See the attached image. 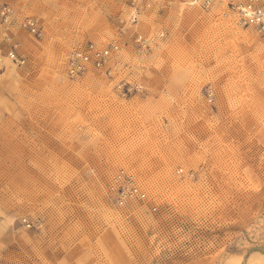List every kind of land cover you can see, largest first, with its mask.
<instances>
[{"label": "rangeland", "instance_id": "rangeland-1", "mask_svg": "<svg viewBox=\"0 0 264 264\" xmlns=\"http://www.w3.org/2000/svg\"><path fill=\"white\" fill-rule=\"evenodd\" d=\"M231 1L150 0L136 23L131 0L13 1L0 264H264V32ZM89 41L119 45L111 74L71 77ZM121 169L144 200L116 203Z\"/></svg>", "mask_w": 264, "mask_h": 264}, {"label": "built area", "instance_id": "built-area-1", "mask_svg": "<svg viewBox=\"0 0 264 264\" xmlns=\"http://www.w3.org/2000/svg\"><path fill=\"white\" fill-rule=\"evenodd\" d=\"M14 0H0V24L4 27L11 24L15 16ZM181 3H199L208 7L212 0H177ZM131 7L134 9L131 19L137 22L141 12V5H150V0H131ZM230 8L237 14L239 22L243 25H253L264 32V0H232ZM22 27L33 35H41V26L33 18L26 16L22 21ZM138 47L149 48L148 40L140 33L134 37ZM19 43L10 34H5L0 41V66L4 67L3 59L8 58L13 64L23 65L25 58L18 53ZM119 53V45L111 43L107 46H98L95 42L89 41L84 46L75 47L67 61V73L71 77L85 74L91 67L102 69L107 75L113 70L112 62L116 60ZM116 62V61H115ZM127 83L119 85V89ZM131 86L127 88L130 90ZM124 89H122L123 91ZM182 170L180 169L179 172ZM110 191L115 195V201L119 205H125L129 200H144L146 193L141 189L136 176L124 169L115 174L109 185ZM26 221V220H25Z\"/></svg>", "mask_w": 264, "mask_h": 264}]
</instances>
